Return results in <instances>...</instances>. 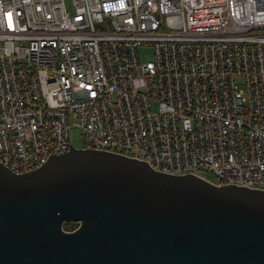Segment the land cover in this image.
I'll use <instances>...</instances> for the list:
<instances>
[{"label": "built area", "instance_id": "built-area-1", "mask_svg": "<svg viewBox=\"0 0 264 264\" xmlns=\"http://www.w3.org/2000/svg\"><path fill=\"white\" fill-rule=\"evenodd\" d=\"M74 128L84 148L264 189V0H0V163L37 169Z\"/></svg>", "mask_w": 264, "mask_h": 264}, {"label": "water", "instance_id": "water-1", "mask_svg": "<svg viewBox=\"0 0 264 264\" xmlns=\"http://www.w3.org/2000/svg\"><path fill=\"white\" fill-rule=\"evenodd\" d=\"M0 264H264V189L75 146L0 163Z\"/></svg>", "mask_w": 264, "mask_h": 264}, {"label": "rangeland", "instance_id": "rangeland-1", "mask_svg": "<svg viewBox=\"0 0 264 264\" xmlns=\"http://www.w3.org/2000/svg\"><path fill=\"white\" fill-rule=\"evenodd\" d=\"M138 51L142 61L152 60L154 57V52L152 47L142 46L139 47ZM154 109H156V104H154ZM71 138L75 147L77 148L83 147L84 143L80 130L75 128L72 129ZM208 176L212 177V175L210 174Z\"/></svg>", "mask_w": 264, "mask_h": 264}, {"label": "trees", "instance_id": "trees-1", "mask_svg": "<svg viewBox=\"0 0 264 264\" xmlns=\"http://www.w3.org/2000/svg\"><path fill=\"white\" fill-rule=\"evenodd\" d=\"M78 225V222H67L65 224L66 230H73Z\"/></svg>", "mask_w": 264, "mask_h": 264}]
</instances>
